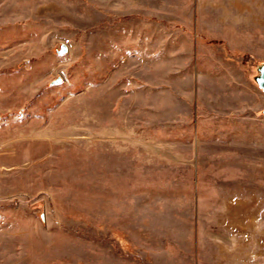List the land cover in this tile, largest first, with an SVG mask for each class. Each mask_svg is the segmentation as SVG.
Returning <instances> with one entry per match:
<instances>
[{
	"label": "rangeland",
	"instance_id": "374dc122",
	"mask_svg": "<svg viewBox=\"0 0 264 264\" xmlns=\"http://www.w3.org/2000/svg\"><path fill=\"white\" fill-rule=\"evenodd\" d=\"M0 264H264V0H0Z\"/></svg>",
	"mask_w": 264,
	"mask_h": 264
},
{
	"label": "water",
	"instance_id": "95a60500",
	"mask_svg": "<svg viewBox=\"0 0 264 264\" xmlns=\"http://www.w3.org/2000/svg\"><path fill=\"white\" fill-rule=\"evenodd\" d=\"M66 51V46L64 44L60 45V49L57 50L58 53H63ZM60 78H56L55 80L52 81V83L58 82Z\"/></svg>",
	"mask_w": 264,
	"mask_h": 264
}]
</instances>
